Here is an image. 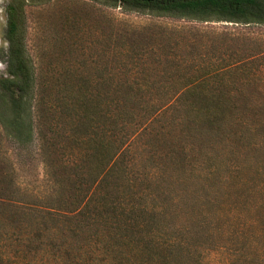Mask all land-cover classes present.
Listing matches in <instances>:
<instances>
[{"label": "rangeland", "instance_id": "1", "mask_svg": "<svg viewBox=\"0 0 264 264\" xmlns=\"http://www.w3.org/2000/svg\"><path fill=\"white\" fill-rule=\"evenodd\" d=\"M22 11L33 139L0 125V254L23 242L30 264H85L94 248L97 264H264V23L109 0ZM99 182L132 204L119 221L77 213Z\"/></svg>", "mask_w": 264, "mask_h": 264}, {"label": "trees", "instance_id": "2", "mask_svg": "<svg viewBox=\"0 0 264 264\" xmlns=\"http://www.w3.org/2000/svg\"><path fill=\"white\" fill-rule=\"evenodd\" d=\"M13 1V0H12ZM7 6V27L5 37L8 45L5 56V75L0 76V125L5 137L22 147L33 139V117L32 100L34 89V66L24 45L23 30V0H14ZM112 3L117 0H109ZM125 7L148 9L161 15L187 17L197 20L221 19L235 22H258L264 23V0H157L155 2L138 5L125 2ZM118 164L113 160L110 165V178L113 179L117 173ZM95 180H92V185ZM112 181V180H111ZM110 181V182H111ZM103 189L98 193L96 188ZM113 187L109 189L100 182L94 190L86 196V202H82V208L77 212L81 216L104 224L108 219H117V216H124L123 210L131 211L132 204L120 206L119 200L114 198ZM91 195H97L91 198ZM91 196V197H90ZM93 204V205H92ZM0 206H3L0 203ZM259 204V208H260ZM121 209L122 211H120ZM128 219H131L128 217ZM119 221V219H117ZM116 228V227H114ZM261 229L257 230L258 256L263 255V246L260 241ZM94 256L85 260V264H97L98 249H93ZM28 252V245L23 242L15 244L11 250L3 249L0 254V262L6 264H30L25 257ZM48 261L41 262L47 264ZM105 264V263H102Z\"/></svg>", "mask_w": 264, "mask_h": 264}, {"label": "flooded vegetation", "instance_id": "3", "mask_svg": "<svg viewBox=\"0 0 264 264\" xmlns=\"http://www.w3.org/2000/svg\"><path fill=\"white\" fill-rule=\"evenodd\" d=\"M157 0H117L118 3H121L122 5L125 4V2L131 3V4H138V5H144V4H149L152 2H155ZM141 8L134 7V10H140ZM148 10V9H145ZM149 13H155V14H160L156 13L154 11L148 10ZM161 15V14H160Z\"/></svg>", "mask_w": 264, "mask_h": 264}]
</instances>
